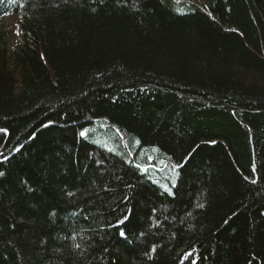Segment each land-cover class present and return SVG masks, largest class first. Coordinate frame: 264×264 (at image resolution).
I'll return each mask as SVG.
<instances>
[{
    "label": "trees",
    "instance_id": "1",
    "mask_svg": "<svg viewBox=\"0 0 264 264\" xmlns=\"http://www.w3.org/2000/svg\"><path fill=\"white\" fill-rule=\"evenodd\" d=\"M0 130V264H264V0H0Z\"/></svg>",
    "mask_w": 264,
    "mask_h": 264
},
{
    "label": "rangeland",
    "instance_id": "2",
    "mask_svg": "<svg viewBox=\"0 0 264 264\" xmlns=\"http://www.w3.org/2000/svg\"><path fill=\"white\" fill-rule=\"evenodd\" d=\"M4 21H5L6 32L9 35V40L14 41L15 38H17V34L19 32V29L16 24V17L13 15V16H10L9 18H5Z\"/></svg>",
    "mask_w": 264,
    "mask_h": 264
},
{
    "label": "snow or ice",
    "instance_id": "3",
    "mask_svg": "<svg viewBox=\"0 0 264 264\" xmlns=\"http://www.w3.org/2000/svg\"><path fill=\"white\" fill-rule=\"evenodd\" d=\"M0 131H3L5 134H7L6 130H0ZM82 135H83V134H82ZM202 206H203V205H201V207H202ZM124 223H125V220H124V219L118 221V224H124ZM121 235H125V233L121 232ZM77 247H79V245H77ZM152 250L155 251V247H153Z\"/></svg>",
    "mask_w": 264,
    "mask_h": 264
},
{
    "label": "bare ground",
    "instance_id": "4",
    "mask_svg": "<svg viewBox=\"0 0 264 264\" xmlns=\"http://www.w3.org/2000/svg\"><path fill=\"white\" fill-rule=\"evenodd\" d=\"M176 1H174L173 3H175ZM122 236H124V235H122Z\"/></svg>",
    "mask_w": 264,
    "mask_h": 264
}]
</instances>
